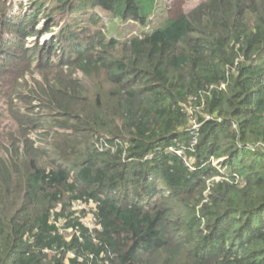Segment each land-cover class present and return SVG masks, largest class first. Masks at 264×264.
<instances>
[{
	"label": "trees",
	"instance_id": "obj_1",
	"mask_svg": "<svg viewBox=\"0 0 264 264\" xmlns=\"http://www.w3.org/2000/svg\"><path fill=\"white\" fill-rule=\"evenodd\" d=\"M163 2L0 0V264H264V0Z\"/></svg>",
	"mask_w": 264,
	"mask_h": 264
},
{
	"label": "rangeland",
	"instance_id": "obj_2",
	"mask_svg": "<svg viewBox=\"0 0 264 264\" xmlns=\"http://www.w3.org/2000/svg\"><path fill=\"white\" fill-rule=\"evenodd\" d=\"M7 2L8 8L7 13L9 15H18L23 12H26L30 10V5L32 4L31 1L33 0H5ZM95 11L98 13V15L103 19L104 24L106 25V35L109 37H113L117 39L118 41H124L132 36L135 35H141L144 33H149L152 30L159 27L164 20L166 19V7L164 5L163 0H155V4L153 7L152 13H150L147 17L148 23L145 25L139 24L138 22H135L131 19H121L120 17L109 13L108 11L96 7ZM57 19L60 20V23L63 24L67 17L66 15H60L57 17ZM43 20L41 19L40 22L36 25V27H41L43 25ZM51 34H44L42 37H40V42L47 39ZM35 41V37H31L27 41V46L33 45ZM30 71L26 72V77L32 79L36 76H38V73L35 72V76ZM5 91L11 93L12 88L9 86ZM14 98L13 107H16V105L19 107H22L21 102H18L14 93L12 94ZM5 115L0 113V127H2L4 122ZM30 138H34L33 134L29 135ZM79 208H82L83 206L81 204L78 205ZM85 222H89V219H85Z\"/></svg>",
	"mask_w": 264,
	"mask_h": 264
}]
</instances>
